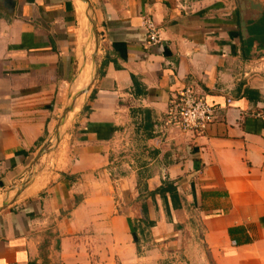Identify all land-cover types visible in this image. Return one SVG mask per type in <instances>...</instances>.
I'll list each match as a JSON object with an SVG mask.
<instances>
[{
  "label": "crops",
  "instance_id": "obj_1",
  "mask_svg": "<svg viewBox=\"0 0 264 264\" xmlns=\"http://www.w3.org/2000/svg\"><path fill=\"white\" fill-rule=\"evenodd\" d=\"M86 3L0 0V191L47 140L66 84L54 144L88 93L65 167L0 207V264H264V0H88L100 55L80 33L74 76ZM188 84L216 107L201 133L167 122ZM165 182L178 205L151 194Z\"/></svg>",
  "mask_w": 264,
  "mask_h": 264
},
{
  "label": "rangeland",
  "instance_id": "obj_2",
  "mask_svg": "<svg viewBox=\"0 0 264 264\" xmlns=\"http://www.w3.org/2000/svg\"><path fill=\"white\" fill-rule=\"evenodd\" d=\"M87 12L89 13V18L87 16H83L84 24L80 22L77 36H76V48L73 51L74 53V65H73V75L75 76L78 64H79V46L78 39L79 34H84L85 41H88V45L94 43L95 49H93L94 57H90L91 60H95L98 64V56L100 55V30L96 24V19L91 8L86 3ZM82 18V16H81ZM81 35V34H80ZM92 56V55H91ZM97 70V66H96ZM96 75V71L95 74ZM70 84H66L64 95L62 97V103H59V109L57 113L53 116V124L50 127V133L46 141H44L26 160L25 164L22 166L21 174L15 178L12 182H10L7 186L0 191V195L3 196V200L0 203V207L4 202L11 204L17 201V192L24 184L29 182H34L36 179H41L43 184L42 186L51 178L55 176L57 172H59L63 167H65V160L71 157V153H69L70 148V140L73 138V130H76V124H78V120L80 119L81 110L85 103L88 93L85 96L84 102L80 110L75 114L72 122L70 123L67 131L61 137L60 141L54 144V140L56 138V130L58 123L64 113L65 108L70 103V95L73 93L70 89ZM131 132V129H130ZM129 130L125 133V135L130 138L132 133ZM124 148V147H123ZM116 152H121V146L116 148ZM41 182V183H42ZM17 198L15 201L14 199ZM187 235L191 233L199 234V230L197 226H188L185 229Z\"/></svg>",
  "mask_w": 264,
  "mask_h": 264
},
{
  "label": "built area",
  "instance_id": "obj_3",
  "mask_svg": "<svg viewBox=\"0 0 264 264\" xmlns=\"http://www.w3.org/2000/svg\"><path fill=\"white\" fill-rule=\"evenodd\" d=\"M148 43L161 40L160 30L149 15L141 16ZM216 107L197 92L193 86L185 85L171 100L166 113L167 122L185 132H203L215 117Z\"/></svg>",
  "mask_w": 264,
  "mask_h": 264
},
{
  "label": "trees",
  "instance_id": "obj_4",
  "mask_svg": "<svg viewBox=\"0 0 264 264\" xmlns=\"http://www.w3.org/2000/svg\"><path fill=\"white\" fill-rule=\"evenodd\" d=\"M243 42H246V41L243 40ZM132 78H133V82H134V85L136 88L138 85L137 80L135 79L134 76H132ZM145 118H147V117H145ZM152 126H153V124H143V130L145 132V135L150 134ZM166 192H169V195L171 196L173 204L175 206L178 205V194H177L176 188L173 186V184L171 182H165L164 184L157 187L154 191H152L151 194L154 195L155 193H158L161 197H163L165 199L166 198ZM141 223L144 224L145 228H149L155 224V222L152 220H149L147 218V216H144L141 219ZM141 223L139 222L137 224H134L132 227V230H131L138 253L141 251V246H140L141 237L140 236H142L144 233V229L141 226Z\"/></svg>",
  "mask_w": 264,
  "mask_h": 264
},
{
  "label": "water",
  "instance_id": "obj_5",
  "mask_svg": "<svg viewBox=\"0 0 264 264\" xmlns=\"http://www.w3.org/2000/svg\"><path fill=\"white\" fill-rule=\"evenodd\" d=\"M85 1L88 3V0H85ZM6 10H7V8H6ZM8 10H9V9H8ZM100 34H101V32H100ZM69 108H70V106H69V107L67 106V107L65 108V110H64V113H65L66 110H68ZM64 113H63V114H64ZM62 116H63V115H62Z\"/></svg>",
  "mask_w": 264,
  "mask_h": 264
}]
</instances>
